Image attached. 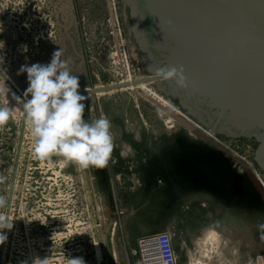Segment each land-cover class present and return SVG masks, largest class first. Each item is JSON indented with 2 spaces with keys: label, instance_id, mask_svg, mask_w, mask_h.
Listing matches in <instances>:
<instances>
[{
  "label": "rangeland",
  "instance_id": "obj_1",
  "mask_svg": "<svg viewBox=\"0 0 264 264\" xmlns=\"http://www.w3.org/2000/svg\"><path fill=\"white\" fill-rule=\"evenodd\" d=\"M109 7L114 25L109 22ZM120 15L121 8L116 0H0V56L4 58V63L0 64V79L10 77L18 89L15 91L9 85L12 92L23 94L22 88L28 86L27 74L17 76L20 66L50 62L52 53L65 42L82 56V59L73 57L71 60L72 73L83 76L89 85L82 89L118 83L129 77L136 80L139 74L134 68L135 60L125 39ZM78 60L82 63L79 71L76 69ZM9 100L12 117L9 120L8 164L3 163L1 156L5 151L1 150L0 144V197L3 198L6 177L12 171L18 129L16 120L21 106L10 97ZM91 102L93 107H88L87 100L84 101L85 119L89 122L94 119L93 110L96 118L105 116L111 122L114 137V151L105 168V176L98 178L97 172L93 173L90 168L87 207L80 194H86L85 186L82 191L80 179L70 177L72 174L77 176L81 168L68 164L67 169V165H61L62 158L58 156H51V162L49 159L38 160L33 153L28 125L4 264H42L45 259L47 264H68L69 258L77 257H82L85 264H126L127 245L130 249L128 259L132 263L137 257L134 253L136 240L141 235L160 232L157 227L166 225L169 220L175 226L172 242L179 253V264H230V261L245 264L248 257L264 251V201L247 177V170L260 176L250 160L256 144L253 140L223 142L215 139L221 147L217 148L161 112V102L139 89L91 96ZM53 158L57 160L60 204L56 215L59 223L54 225L49 223L53 221ZM148 161L159 163L148 174L151 183L145 187L141 175ZM163 163L170 164L164 168ZM71 166L75 173H71ZM161 169H164V177ZM175 186H181V191L191 196L184 199L169 193L170 198H162L167 187L173 192ZM72 191L75 193L71 197ZM39 193L43 196L40 221L44 225L40 245L36 247L31 236L23 244L21 226L25 222L26 231L29 233L32 229L35 222L32 215L39 210L31 201L37 200L34 195L38 197ZM27 202L32 208L26 209ZM185 206L194 212L193 220H189L185 230H178L181 227L178 225L179 212ZM215 207L223 210L227 221L220 219ZM166 209L172 212L169 219L161 215ZM26 211L31 215L27 212L25 219ZM2 213L3 207H0V215ZM143 214L153 220L151 230L121 229L123 221ZM45 224L52 228L56 225L55 243L50 241L53 235L46 232ZM86 226L87 231H83ZM208 230L210 233L215 231L218 236H210ZM230 232L233 233L232 259L225 256L230 245V236L226 234L230 235ZM87 234L83 245L82 238ZM66 236L70 242L71 237L77 241L74 252L57 250L58 254H54L53 247H62ZM96 246L102 250L100 255H96ZM205 254L212 256L211 263L206 262Z\"/></svg>",
  "mask_w": 264,
  "mask_h": 264
},
{
  "label": "water",
  "instance_id": "obj_2",
  "mask_svg": "<svg viewBox=\"0 0 264 264\" xmlns=\"http://www.w3.org/2000/svg\"><path fill=\"white\" fill-rule=\"evenodd\" d=\"M116 2L121 8L124 36L139 76L130 83L80 90L81 94L97 95L147 84L201 129L193 128L180 116L160 107L167 115L213 146L221 148L215 139L223 142L254 140L256 146L250 160L261 171L260 178L264 184V0ZM108 10L112 25L110 7ZM173 66L184 68L186 89L178 88L174 81H162L156 77L158 68ZM10 86L16 90L12 84ZM24 117L23 114L15 150L10 198ZM247 177L264 201V188L249 170ZM156 233H167L172 240L175 234L172 230ZM1 248L2 244L0 257ZM126 248L130 252L129 245ZM262 253L264 251L257 252L255 256Z\"/></svg>",
  "mask_w": 264,
  "mask_h": 264
},
{
  "label": "clouds",
  "instance_id": "obj_3",
  "mask_svg": "<svg viewBox=\"0 0 264 264\" xmlns=\"http://www.w3.org/2000/svg\"><path fill=\"white\" fill-rule=\"evenodd\" d=\"M63 57L62 49L58 48L49 63L21 65L16 74L26 73L28 85L22 96L12 92L7 85L8 76L0 79V127L12 117L10 97L22 105L37 159L43 161L55 155L62 158V166L72 164L84 169H104L114 151L111 122L105 116L90 122L85 119L84 101L88 97L81 94L80 79L72 73L71 58ZM3 63L4 58L0 56V64ZM156 77L162 81H174L181 89L188 87L182 66L160 67L156 70ZM4 204V198L0 197V207ZM12 227L13 222L0 215V244L7 239L3 230ZM42 264H47L46 259ZM68 264H85V261L82 257L69 258Z\"/></svg>",
  "mask_w": 264,
  "mask_h": 264
},
{
  "label": "flooded vegetation",
  "instance_id": "obj_4",
  "mask_svg": "<svg viewBox=\"0 0 264 264\" xmlns=\"http://www.w3.org/2000/svg\"><path fill=\"white\" fill-rule=\"evenodd\" d=\"M59 49H62V51H63V53H64V57L63 58H71V60H72V58L73 57H81L80 59H82V56L81 55H79L76 51H74V49H73V46L71 45V44H67V43H65V42H63V44L60 46V48ZM81 60H78V63L76 64V69H77V71H79V70H81V66H82V63L80 62ZM49 63V62H48ZM43 64V63H42ZM79 79H80V90L82 89V87L83 86H86V85H88V83H87V80L83 77V76H80L79 77ZM89 86V85H88ZM23 89V91L25 90L24 88H22ZM86 89H88V88H86ZM82 90H84V89H82ZM86 91V90H85ZM18 94H19V96H22L23 94L20 92H18ZM90 96H95V95H90ZM90 99V100H89ZM88 100H87V105H88V107L90 106V107H93V104H92V102H91V97L89 98ZM20 110H21V114H20ZM101 112V109H100V107H98V113H100ZM23 112H22V105L21 106H19V111H18V120H17V132H16V139H15V148H14V155H13V159H12V171H13V162H14V158H15V150H16V147H17V143H18V140H19V134H20V131H21V122H22V117H23ZM21 116V117H20ZM93 116H94V119L96 118V112L93 110ZM98 117V116H97ZM99 117H101V115H99ZM27 126H26V120H25V117H24V126H23V133H22V138H21V147H20V152H19V158H18V165H17V171H16V175H15V180H14V185H13V191H12V194H11V198H10V184H11V179H12V171H11V173L10 174H8L7 175V177H6V181H7V186H6V192H5V198H4V200H5V204H4V206H3V213H2V215L3 216H6L10 221H12L13 222V217H14V209H15V203H14V200H15V192H16V189H17V178H18V171H19V164H20V161H21V154H22V149H23V144H24V139H25V133H26V130H27V128H26ZM9 131H10V126H9V121H8V123L6 124V125H4L3 127H0V144H1V150H3V151H5V152H3L2 153V159H3V163H7L8 164V159H9V152H8V147H9V139H10V137H9V135H10V133H9ZM254 141V140H253ZM254 143H255V141H254ZM255 146H256V144H255ZM54 157H56L55 155H53ZM39 160V159H38ZM51 160H52V158L50 157L49 158V162H51ZM159 162L158 161H155L154 163H152V161H148V164H147V166H146V169H143L142 170V175H141V179H142V181L145 183V187H148L149 185H148V183H151V181L148 179L149 177H148V174L150 175L151 174V172H153V168L156 166V164H158ZM255 165V164H254ZM69 167V165H67V169H69L68 168ZM255 167H256V170H257V172L259 173V174H261V171L259 170V168L255 165ZM66 169V170H67ZM92 170H93V173L94 172H97L96 174H95V176L97 175L98 176V178H103L104 176H105V168L104 169H96V168H92ZM70 171H71V173H75V170L73 169V167L71 166V168H70ZM69 171V172H70ZM78 171V170H77ZM161 171H162V169H161ZM57 160L56 159H54L53 158V221H49V223L50 224H52L53 223V225L55 224V223H59V221H57L58 220V218H57V207H59V203H58V191H59V186H58V184H57ZM163 172H164V169H163V171L161 172V176H163L164 177V174H163ZM41 173V172H40ZM68 173V172H67ZM70 177H73V174H72V176H70ZM90 177H91V175H90V168H88V169H84V168H81L80 170H79V174L77 175V176H74L73 178H75V179H80V182H81V184H82V191H83V189H84V186H85V190H86V194H84V193H82L81 191V200H82V203H83V201H85V205L88 207V203H89V180H90ZM42 179H43V177H41ZM96 180H97V178H96ZM72 181H73V179H72ZM139 182V181H138ZM73 184H71V186H72ZM60 186H61V184H60ZM245 186V185H244ZM143 187V186H142ZM246 187V186H245ZM73 193H72V195H71V197L73 196V194L75 193L74 191H72ZM41 193H39V195H38V197H37V195H34L36 198H37V200H32L31 202L33 203V204H37V206H36V210H39V212L37 213V214H33L32 215V219L35 221L34 222V224H32L31 225V228L32 229H29V233L26 231V228H25V225L26 224H24L25 222H23L22 223V232H21V235L23 236L22 238H21V240H23V244H25V240L27 241L28 239H27V237L28 236H31L32 237V240L34 241V243H35V246L36 247H38L39 245H40V241H41V235H42V232H43V228H42V225H44V223L42 222V221H40V218H41V211L43 210L42 209V207L40 206V205H42V194L40 195ZM72 203V202H71ZM27 207H26V209L27 208H32V207H30V205L28 204V202H27ZM8 207V208H7ZM24 210H25V208H24ZM52 210H50V212H51ZM27 212L28 211H26L25 212V214H24V216H25V219L27 218ZM30 215H31V212H28ZM217 214H220V213H217ZM221 216H220V219L222 218V214H220ZM49 216V215H48ZM36 217V218H35ZM50 218L52 219V217L50 216ZM225 218V220L227 221V217L225 216L224 217ZM225 221V222H226ZM28 225V224H27ZM115 225H116V223H115ZM227 226H228V223H227ZM45 227H46V232L48 233V234H50V235H53V237H50V241L51 242H53V243H55L56 242V239H57V233L55 232V230L57 229L56 228V225L55 226H53V228L52 227H49L48 225H46L45 224ZM52 230H53V232H52ZM230 230H232V229H230ZM9 231L10 230H8V229H5V235L7 236V239L2 243V248H1V257H0V264H4V258H5V254H6V252H7V248H8V240H9ZM209 231H211V230H208V232ZM226 231L228 232V230L226 229ZM214 233H215V236H218V233H216L215 231H213ZM232 232H230V235L229 234H226L227 236H230V238H229V242H230V245L229 246H227L228 248L226 249V251H225V256L228 258L229 257V259H232V251H233V249H232ZM87 237H84V238H82V242H83V245H84V243L87 241V238H88V234L86 235ZM69 237L68 236H66V238L64 239L65 241H64V243H63V246L62 247H57V245L55 246V247H53V249L54 250H56L55 252H54V254H58V251L57 250H61V251H63V252H66V253H68V251L70 252V253H72V252H74V247H76L75 245L76 244H74L75 242H77V241H75V240H73V238L71 237V242L69 241V239H68ZM139 239V238H138ZM137 239V240H138ZM53 240V241H52ZM136 240V241H137ZM228 240V239H227ZM204 244V243H203ZM1 245V244H0ZM83 248H82V256H84V254H85V252H84V246H82ZM23 251H24V248L22 249ZM207 250V249H206ZM88 254V253H87ZM211 257L212 256H210V255H204V258H205V260H206V262H209V263H211L210 262V259H211ZM23 259H24V257H23ZM207 264V263H206ZM230 264H232L231 263V261H230Z\"/></svg>",
  "mask_w": 264,
  "mask_h": 264
},
{
  "label": "built area",
  "instance_id": "obj_5",
  "mask_svg": "<svg viewBox=\"0 0 264 264\" xmlns=\"http://www.w3.org/2000/svg\"><path fill=\"white\" fill-rule=\"evenodd\" d=\"M87 228L88 226L83 228V231H87ZM134 253L137 255L136 261L131 263L126 252V264H179V255L172 238L167 233H156L139 238ZM245 264H264V253L249 258Z\"/></svg>",
  "mask_w": 264,
  "mask_h": 264
},
{
  "label": "crops",
  "instance_id": "obj_6",
  "mask_svg": "<svg viewBox=\"0 0 264 264\" xmlns=\"http://www.w3.org/2000/svg\"><path fill=\"white\" fill-rule=\"evenodd\" d=\"M170 163H163V167L165 168V166H169ZM170 179V178H169ZM176 187V188H175ZM174 187V190L173 192L171 191V188H166V192L165 194L162 196V198H165V199H168L174 195H176L177 198H184V199H187L188 197L191 196L186 194L185 191H181V186H175ZM176 190H178L176 192ZM169 193H171L169 195ZM173 193V194H172ZM194 195V194H193ZM216 209V212L219 211L220 214H222V218H224V212L223 210H220V208L218 207H215ZM218 209V210H217ZM171 210L170 209H166V211H163L161 213V215H163V218L166 216L167 219L170 218L171 216ZM179 217L181 216V218H179L180 222L178 223V225H181V227L179 228L178 227V230H185L186 229V224H189V220L192 221L193 218L191 217V215L194 214V212L187 206H185L183 209L180 210L179 212ZM129 214H133V212H130ZM152 221L151 220V217H149L148 215H141L139 217H136L135 219H130L129 221L125 222L123 221L121 223V229H126V230H130V231H135V230H142V231H148V230H151L153 228V225H152ZM120 225V224H119ZM159 230L161 231H167V230H174L175 229V226L170 222V220L167 222L166 225H162L161 227H157ZM248 254V252H247ZM253 257V256H252ZM251 258V257H250ZM249 260V257L247 259V261ZM246 261V262H247Z\"/></svg>",
  "mask_w": 264,
  "mask_h": 264
},
{
  "label": "bare ground",
  "instance_id": "obj_7",
  "mask_svg": "<svg viewBox=\"0 0 264 264\" xmlns=\"http://www.w3.org/2000/svg\"><path fill=\"white\" fill-rule=\"evenodd\" d=\"M129 73V72H128ZM131 81H133V80H131V78L129 77V78H127V79H125V80H123V81H119L118 83H123V82H127V83H130ZM6 82H8L9 84H8V86L10 85V84H12V86H14L15 87V89H17L16 88V86H15V84L13 83V81L11 80V78L9 77V79L6 81ZM10 87V86H9ZM100 87V86H99ZM136 89H139V90H142V91H144V92H146V93H148V94H150L151 96H154L157 100H159L160 102H161V104H160V106L161 107H163V108H170L171 110H173L174 112H176V113H174V114H176L177 116H180L181 118H183L186 122H188L193 128H195V129H201L197 124H195L194 122H192L189 118H187L186 116H184L175 106H173L170 102H168L167 100H165L164 98H162L161 96H159V95H157L156 94V92H154L151 88H149V85H147V84H139V85H136V86H133V85H131V86H129V87H126V88H122V89H119L120 91H124V90H133V91H135ZM12 90V89H11ZM18 90V89H17ZM85 90H87V89H84L83 91H85ZM16 91V90H15ZM19 92V91H18ZM104 93H99V94H97V95H103ZM83 95H85V96H87L88 97V99L91 97L89 94H83ZM87 99V100H88ZM90 100V99H89ZM161 109V112H164V110L162 109V108H160ZM23 112V111H22ZM20 114H21V110H20ZM21 117V116H20ZM169 118H171V116H169ZM17 121V120H16ZM167 122H168V124H171L170 122H171V120L170 119H167ZM26 126L28 127V124L26 123ZM26 127V128H27ZM255 176V178L257 179V181H258V183L260 184V186L262 187V188H264V184H263V182H262V180H261V178H260V176L259 175H254ZM74 177V176H73ZM72 177V178H73ZM103 220V222L105 221L104 220V218L102 219ZM209 233H210V231H209ZM210 236H212V237H214L215 235H214V233L213 232H211L210 234H209ZM89 243V242H88ZM101 246V245H100ZM95 251H96V255H100L101 254V251L102 250H100V247H98V246H96L95 247ZM97 257V256H96Z\"/></svg>",
  "mask_w": 264,
  "mask_h": 264
}]
</instances>
